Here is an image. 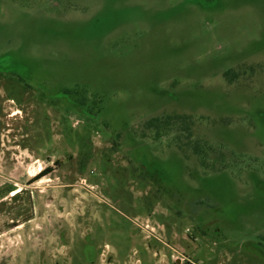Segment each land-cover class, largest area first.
Here are the masks:
<instances>
[{
	"label": "rangeland",
	"instance_id": "1",
	"mask_svg": "<svg viewBox=\"0 0 264 264\" xmlns=\"http://www.w3.org/2000/svg\"><path fill=\"white\" fill-rule=\"evenodd\" d=\"M0 264H264V0H0Z\"/></svg>",
	"mask_w": 264,
	"mask_h": 264
},
{
	"label": "trees",
	"instance_id": "2",
	"mask_svg": "<svg viewBox=\"0 0 264 264\" xmlns=\"http://www.w3.org/2000/svg\"><path fill=\"white\" fill-rule=\"evenodd\" d=\"M228 75H229V71H226L224 73V78H227ZM65 94L75 96L78 99V91L67 90V91H65ZM80 105L84 106L83 103H80ZM178 124L182 126V131L187 136H191L192 121H191V118L187 115L175 114V115H167L164 117L150 118L149 120L146 121L145 126H146V128H148L150 130H154L155 134H156V138H160V136L163 133L167 132L171 126H176ZM206 146H208V145H206ZM208 148L210 150L209 146H208ZM193 152L195 155L199 156L200 158H202V153L203 152L205 153V151L203 150V147H200L199 145H195L193 147ZM45 174H46L45 171L41 172L38 175V178L40 179ZM152 178L155 179V177H152ZM15 190L16 189L13 187H8L5 192L11 193V192H14Z\"/></svg>",
	"mask_w": 264,
	"mask_h": 264
},
{
	"label": "bare ground",
	"instance_id": "3",
	"mask_svg": "<svg viewBox=\"0 0 264 264\" xmlns=\"http://www.w3.org/2000/svg\"><path fill=\"white\" fill-rule=\"evenodd\" d=\"M18 192H19V190H15V191L12 193V196H13V195H17Z\"/></svg>",
	"mask_w": 264,
	"mask_h": 264
}]
</instances>
